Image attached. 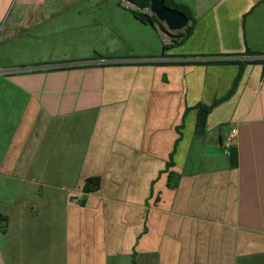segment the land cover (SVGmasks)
I'll return each instance as SVG.
<instances>
[{"label": "crops", "instance_id": "0c3cea01", "mask_svg": "<svg viewBox=\"0 0 264 264\" xmlns=\"http://www.w3.org/2000/svg\"><path fill=\"white\" fill-rule=\"evenodd\" d=\"M87 1L0 0V264H264V0H174L184 40Z\"/></svg>", "mask_w": 264, "mask_h": 264}, {"label": "trees", "instance_id": "16d2710c", "mask_svg": "<svg viewBox=\"0 0 264 264\" xmlns=\"http://www.w3.org/2000/svg\"><path fill=\"white\" fill-rule=\"evenodd\" d=\"M131 2V4H133L134 6H136L138 9L142 10H137V9H130L132 11V13L134 14V16L139 19L141 22H143L144 24H148L151 26H155L156 24H159V22L157 21V19L150 15L149 13H146L145 10L149 9L150 7V3L151 0H129ZM166 5L171 8V9H175L180 11L181 13H183L186 17H188V19L190 21L193 22V14L191 12V10L185 6V5H181L176 3L174 0H165ZM193 31V26H188L185 29V33L181 34L179 33L178 38L179 39H186L188 36L191 35ZM182 42V40H181ZM181 42L176 41L175 44H180ZM174 45H164L163 46V52L165 53L166 50L172 48ZM247 55H253L256 56L258 55L256 52H252V51H247L246 52ZM252 62H238L237 64H240L242 66H244L245 64H249ZM253 63H261L264 65V60H257L254 61ZM241 72L239 73V75L237 76L234 86L232 88V90L229 92V94L221 99H217L215 100V102L212 105H205V104H198L195 109L198 110V119H197V126H196V133L201 135L205 132L206 127H207V119L209 114L212 112V110L217 107L218 105L222 104L223 102L228 101L232 95L234 94L235 89L237 88L240 80H241ZM174 166V161H173V155L171 156L170 162L167 164V170L169 171V169L171 167ZM174 174L170 173L169 177H173ZM102 185V179L100 177H90L88 179H86L85 181V185H84V193L85 194H90L93 192H96L98 190H100ZM9 224V218L8 216L0 213V225L3 226H7Z\"/></svg>", "mask_w": 264, "mask_h": 264}, {"label": "rangeland", "instance_id": "374dc122", "mask_svg": "<svg viewBox=\"0 0 264 264\" xmlns=\"http://www.w3.org/2000/svg\"><path fill=\"white\" fill-rule=\"evenodd\" d=\"M100 2H101V0H100ZM102 3L103 4L99 5L98 0H92L91 2L87 1L84 4L82 9H83V11H115L116 8H118L119 11H130V9H136L133 6L127 5L126 0H111L108 3L107 2H102ZM137 10H140V9H137ZM140 11H142V10H140ZM112 25H113V23L110 22L109 27L111 28ZM159 25L162 26V29L164 30L163 24L159 22ZM156 30H157V34H156L157 36L154 37L155 34L154 33L152 34V32H151L150 37H151V40L153 42H155V46H156L155 48L158 49L160 47L161 48L160 52H161V50L163 51V46L165 45V40L162 36V33L159 31V29L157 28ZM151 45L152 44H150L149 46H151ZM149 46H147L146 42L141 41V43H139L137 48H138V50L143 51L144 49H146ZM153 46H154V44H153ZM128 48L129 47H127V50L129 51ZM14 68L18 69V67L4 66L2 71L8 72ZM26 68H30V67H26ZM5 74H7V73H5ZM8 74H10V73H8ZM5 117H6L5 115H0V134L2 133L1 136L4 139L10 135V133L12 132V128H13L14 123L17 122L16 117H12L9 120V123L7 124V122L4 121Z\"/></svg>", "mask_w": 264, "mask_h": 264}, {"label": "water", "instance_id": "95a60500", "mask_svg": "<svg viewBox=\"0 0 264 264\" xmlns=\"http://www.w3.org/2000/svg\"><path fill=\"white\" fill-rule=\"evenodd\" d=\"M150 15L162 23L167 34H178L184 32L191 24L188 17L178 10L171 9L165 0H151L149 7Z\"/></svg>", "mask_w": 264, "mask_h": 264}, {"label": "built area", "instance_id": "2783aa9c", "mask_svg": "<svg viewBox=\"0 0 264 264\" xmlns=\"http://www.w3.org/2000/svg\"><path fill=\"white\" fill-rule=\"evenodd\" d=\"M126 4L129 5V6H133L136 9H138L136 6H134L133 4H131V2L129 0H126ZM145 12L150 14L149 9H146ZM236 134H237V131L236 130H233L232 131V137L236 136Z\"/></svg>", "mask_w": 264, "mask_h": 264}]
</instances>
